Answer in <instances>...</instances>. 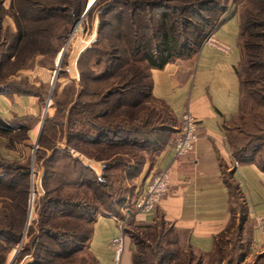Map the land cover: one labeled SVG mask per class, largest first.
Returning <instances> with one entry per match:
<instances>
[{"label":"trees","instance_id":"obj_1","mask_svg":"<svg viewBox=\"0 0 264 264\" xmlns=\"http://www.w3.org/2000/svg\"><path fill=\"white\" fill-rule=\"evenodd\" d=\"M88 1L13 0L12 16L17 31L13 33L5 29L0 15V96H29L28 92L17 89L13 82H9L13 76L12 71L23 60L30 61L32 56H47L55 51L58 46L55 43L64 41L75 22L84 16ZM168 1L171 0H124L118 4L108 2L103 5L99 33L104 28V19L112 15L116 16L121 26L118 38L120 42L114 44L112 41L108 45L110 50L104 49L102 59L97 61L101 64L105 60L104 77L106 80L114 79L115 83L103 91L101 101H76L71 113L81 117L76 118L75 123L86 127L83 133H87L82 136L80 133L74 134L68 140L70 150L106 163L103 175L96 174L81 159L74 157L69 149L53 150L50 159L47 158L49 160L42 156L36 157L37 163L41 160L47 164L44 174L46 193L39 201V233L30 226L28 235L31 236L32 243L22 251V254L30 252L33 247L35 261L29 264H99L90 251L97 219H123V210L131 200L132 211L136 212L135 203L140 194H136V189H132L130 183L146 163L155 164L160 154L172 142L175 144L181 123L175 119L167 105L153 97L151 71L162 69L171 61L194 57L207 36L216 33L227 21L225 15H230L232 9L223 7L214 0H195V5H187L182 10L183 13L188 12L190 17L184 14L181 18L176 16ZM103 2L99 0L96 6ZM258 2L259 7L254 13L241 19L239 17L242 53L239 65H242L247 78L243 77L238 67L242 105L237 124L229 132V137L237 164H254L264 171V159L254 160L248 156L264 152V122L261 119L249 122L244 118L247 104L243 100L248 91L249 97L255 99L261 108L264 107V0ZM118 7L120 9L117 13L115 11ZM184 30L186 31L183 32ZM98 42L99 40L96 44ZM59 49L58 52L61 51ZM85 95L98 97L100 93L88 90ZM111 99L115 101L112 103ZM148 99L159 105V109H149L146 105ZM99 106L107 108L103 112H95ZM114 117L118 123L111 121ZM104 119L108 120L101 123ZM34 122L36 120L27 118L10 124L0 118V136L9 137V142H12L10 146L21 143L29 138ZM46 130L47 125L39 138L42 147ZM259 131L262 135H259ZM165 134H171L170 141L164 144L165 148H161L160 143L154 142V138ZM234 134L244 137V146L235 148ZM81 143L87 149L81 150ZM158 151L159 156L148 161V155ZM42 152L43 150H38L37 155ZM58 156L67 158L71 163L62 167L63 184L51 189L45 181L55 177V172L58 173L54 172L55 168H49ZM118 170L125 187L120 193L122 195L114 196L116 182L111 181L109 173L113 174ZM30 174V160H0V199L4 201L0 210V264H7L8 254L20 244L26 228L31 200ZM229 186L231 187L230 183ZM231 189L233 216L224 232L216 237L214 249L209 255L194 251L186 241V255H180L174 249L176 242L173 238L179 236L175 228L158 219L155 224L142 223L147 232L144 236H135L133 239L135 247L132 249V264H193L194 260H197L195 264H203L204 259L210 255L219 262L224 254V235L228 230L233 229L236 241L247 237V206L242 200V194L234 187ZM237 208H240L238 214ZM127 227L128 223L126 235ZM248 240L250 242L249 237ZM84 252L86 256H81ZM256 257L264 260V254ZM229 258L225 259V264H229ZM224 262L223 260L222 263Z\"/></svg>","mask_w":264,"mask_h":264},{"label":"crops","instance_id":"obj_2","mask_svg":"<svg viewBox=\"0 0 264 264\" xmlns=\"http://www.w3.org/2000/svg\"><path fill=\"white\" fill-rule=\"evenodd\" d=\"M240 29L239 15L233 11L216 32V37L229 45V54L202 45L194 57L171 61L164 68L151 71L153 97L169 107L179 124L182 115L189 111L198 121L199 141L194 151L183 157L174 154L172 142L155 164L143 166L134 180L136 194L145 192L154 175L164 170L170 172V191L154 212H135L134 220L155 224L161 219L172 225L194 251L204 255L213 251L216 237L231 222V187L242 194L247 206L245 235L250 239L251 253L264 254V233L256 227L257 216H264V171L254 164H237L229 137L242 105L237 70L242 60ZM40 105L38 97L0 96L3 122L36 120L29 138L14 147L7 136H0V160H13L18 155L22 162L28 161L26 148L41 134L37 123ZM95 224L90 251L99 264H112L110 244L119 235V223L114 217H99ZM133 248L128 245L123 264H132Z\"/></svg>","mask_w":264,"mask_h":264},{"label":"rangeland","instance_id":"obj_3","mask_svg":"<svg viewBox=\"0 0 264 264\" xmlns=\"http://www.w3.org/2000/svg\"><path fill=\"white\" fill-rule=\"evenodd\" d=\"M104 0H102L103 2ZM124 0H106V2L101 3L100 5L96 6L99 0L95 2L92 9L81 19L78 21V26H73V28L68 33L67 37L64 41H59L58 43H55L58 45L56 47L55 51H52L49 53V55H37L35 58L32 56V60L24 62V60L19 63V65L14 68L12 71V77L9 79V82H13L15 84L14 87L17 89H21L23 91H26L29 93V97H38L40 100V107L42 108L40 116L37 117V123L41 125L42 129H44V126L47 125V130L45 134L44 139V147L40 146L39 137L35 142L32 143V145L28 146L26 148V155L29 154L28 160L31 162V181H30V192L31 196L33 193V202L29 205V215L31 212V215H28V221L26 224V228L23 232V236L21 237L20 244L13 249L7 257V264H29L33 263L35 261L34 259V250L33 247L30 252L22 254V251L24 248L27 247V245L31 244V236L28 235V231L30 226L34 228V231L36 233H39L38 230V219H39V201L40 199L45 195V188H44V174L47 168L46 162H42L39 160L37 163L38 156L45 157L46 159L49 158L52 154V151L55 149H60L65 151L66 149H69L68 147V140L71 139V136H74V134L80 133L82 136L83 134H86L87 132L83 133V130L86 128L82 125H77L75 123L76 118H81L77 114L71 113L72 108L76 101L79 102H90L92 103L96 99L101 101V94H103V91H105L108 87H110L112 84L115 83L114 79L106 80L105 76V60L102 61L101 64H98V60L102 59V51L110 50V45L113 41V43H119L120 39L119 29L121 26L119 22H117L116 16L112 15L111 17H107L103 21L104 28L102 30V33L100 32V25H101V12L103 5L105 3H122ZM216 3H220L223 7H229L231 10V13L237 12L240 19L242 17H247L248 15H251L256 11V9L259 7L258 0H214ZM13 0H0V15L2 17L3 25L5 29H9L11 32L17 31V26L15 25L14 18L12 16L14 12V8H12ZM91 3V0L88 1V4ZM195 0L191 2V0H171L168 1L169 6H171L172 9L175 10L177 17H183L189 16V13L184 12L183 13V7H187V5H195ZM119 7L117 9V12L119 11ZM230 13V14H231ZM110 16V15H109ZM115 16V17H113ZM194 21H196L193 18ZM207 30H210L209 28ZM184 30L183 32H185ZM185 35V34H184ZM78 36V37H77ZM82 40L83 44H80L76 47V56L75 57V46ZM99 40V42L96 44V41ZM87 45V46H86ZM121 45V44H120ZM60 46V49H59ZM85 46V47H84ZM126 47V45H125ZM66 48L65 53L63 54V58L60 61V54L63 49ZM85 48V49H84ZM58 49L61 50L58 52ZM84 50V51H83ZM105 59V58H104ZM239 69L242 71L243 77L247 78V75L245 71L243 70L242 65H239ZM150 75V72H149ZM246 75V76H245ZM97 80V81H96ZM94 91L99 92L100 95L98 97H88L85 94L87 91ZM249 90V88H248ZM39 95V96H37ZM116 99V98H115ZM115 99H111V102L113 103ZM244 103L246 105V116L244 117L249 122H252L253 119H261L264 122V107L261 108L256 102L255 99H252L249 97L248 91H246V95L243 97ZM147 104L149 109H154L156 107L159 109V105L155 104V102H151L150 99H148ZM107 106V105H106ZM111 107V105H109ZM108 107V106H107ZM107 107H101L99 106L96 108L95 112H103L104 108ZM105 110V109H104ZM117 115V114H115ZM117 117V116H116ZM116 117L111 119L112 122L118 123L119 121L116 119ZM242 119V120H245ZM80 120V119H79ZM106 120H101V123H106ZM82 122V121H81ZM45 124V125H44ZM81 124V123H80ZM260 132V131H259ZM88 133L92 134V131H89ZM18 135V134H17ZM16 135V136H17ZM258 135V134H257ZM259 135H262L260 132ZM171 134H165V135H158L155 136L154 142L157 141L160 143L161 148H165L164 144L168 141H170ZM234 146L235 148H240L244 146L245 140L244 137H241L239 134H234ZM9 138V137H8ZM10 140V138L8 139ZM37 142V143H36ZM74 142V141H73ZM12 144V142L10 143ZM78 144V143H77ZM14 147V145H11ZM52 147V148H51ZM47 148V149H46ZM49 148V149H48ZM51 148V149H50ZM79 148L81 150L87 149V146L83 143L79 145ZM78 148V149H79ZM79 149V150H80ZM38 150H43L42 153H39L37 155ZM70 150V149H69ZM68 150V151H69ZM72 151V154L74 157H77L83 161V163L86 166H90L96 174L99 176H102V172L104 169V163L99 162L98 160L87 157L84 154H81L80 152H76L74 150ZM159 151L155 154L148 155L150 156L148 158V161L155 160L156 156H159ZM264 153V152H263ZM258 154L255 156H250L251 159L254 160H263L264 154ZM19 156L13 157V160L10 161H21L19 160ZM50 159V158H49ZM47 159V160H49ZM63 159V160H61ZM57 161V162H56ZM70 161L67 158H59L55 160V163L50 165V170L52 168L55 171L56 175L55 177L50 178V180H46V185L49 186V188H55L56 186H59L63 184L64 176L61 175L63 173L62 167L66 165H70ZM71 170V169H70ZM83 173L87 174L86 171H83ZM109 177L112 180L116 182L115 188H114V196L122 195L120 193L123 192V189L125 186H123L122 182V175L120 173V170L115 173H109ZM73 178V177H72ZM71 178V179H72ZM136 178V177H135ZM132 180V189H135L134 180ZM66 181V180H65ZM84 188V187H83ZM82 188V189H83ZM33 189V192H32ZM130 203L126 205L123 212L124 214L127 211L129 212V219L127 221L128 227H127V240L128 245L132 244L134 246L135 240L134 237H142L147 232V230L142 226V223H138L134 220V214L132 205V200L129 201ZM4 204V201L0 199V210ZM241 206V204H240ZM133 210V211H132ZM240 208H237V214L239 213ZM236 223H233L235 225ZM145 233V234H144ZM178 234V233H177ZM173 237V236H172ZM225 237V243L223 244L224 254H222V258L218 262L213 256H208L206 259H204L203 264H223L222 261L224 260V264L227 263L225 259H228L229 257V264H264V260H261V258H257L255 254L251 253V245L248 240V237L241 238V240H234V233L233 229L227 231V233L224 235ZM173 240L176 242L174 245V249L178 251V253L182 256L186 255L187 249L185 248V241L181 238L179 235L175 236ZM230 240V241H229ZM229 241V242H228ZM231 242V243H230ZM135 247V246H134ZM128 249V248H127ZM173 249V248H172ZM21 252V253H20ZM209 255V254H208ZM225 255V256H223ZM81 256H86L85 252ZM132 257V255H131ZM87 258V257H86ZM197 260H194V263ZM216 262V263H215Z\"/></svg>","mask_w":264,"mask_h":264},{"label":"built area","instance_id":"obj_4","mask_svg":"<svg viewBox=\"0 0 264 264\" xmlns=\"http://www.w3.org/2000/svg\"><path fill=\"white\" fill-rule=\"evenodd\" d=\"M228 14L225 15V19L228 18ZM203 45L220 51L221 53L229 54L230 47L227 43L216 37V33H211L205 39ZM181 126L176 133V140L174 144V154L177 157H183L194 151L199 141L198 137V121L195 117L187 111L181 117ZM171 176L167 170L159 171L154 175L150 183L146 187V191L140 194L138 200L135 203V209L137 214H150L157 208V204L163 199L170 191ZM130 211L125 213L123 219H117L119 223V235L114 237L111 241L112 249V264H123L124 255L128 248L127 235L125 233L126 225ZM256 227L259 231L264 233V216H257Z\"/></svg>","mask_w":264,"mask_h":264},{"label":"water","instance_id":"obj_5","mask_svg":"<svg viewBox=\"0 0 264 264\" xmlns=\"http://www.w3.org/2000/svg\"><path fill=\"white\" fill-rule=\"evenodd\" d=\"M95 2H97V0H93L90 4H88V6H87V9H86V11H85V15L92 9V7H93V5L95 4ZM75 25H76V27L78 26V21L77 22H75ZM65 51H66V48L65 49H63V51L61 52V54H60V61L59 62H61V60H62V56H63V54L65 53ZM43 127V126H42ZM42 127H41V129H42ZM33 202V193H32V196H31V203ZM30 215H31V212H30ZM29 215V216H30Z\"/></svg>","mask_w":264,"mask_h":264},{"label":"bare ground","instance_id":"obj_6","mask_svg":"<svg viewBox=\"0 0 264 264\" xmlns=\"http://www.w3.org/2000/svg\"><path fill=\"white\" fill-rule=\"evenodd\" d=\"M78 37V36H77ZM80 44H83L84 45V43L82 42V40L80 41V42H78V44L75 46V52H74V54H75V57L77 58V56H76V47L78 46V45H80ZM87 46V45H86ZM85 47V46H84ZM85 49V48H84ZM84 51V50H83ZM32 192H33V189H32ZM34 193V192H33Z\"/></svg>","mask_w":264,"mask_h":264}]
</instances>
